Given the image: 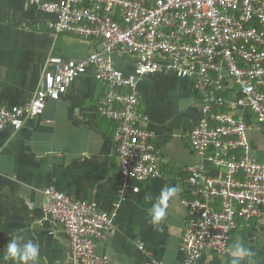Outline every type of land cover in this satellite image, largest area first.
Returning a JSON list of instances; mask_svg holds the SVG:
<instances>
[{"label":"built area","instance_id":"1","mask_svg":"<svg viewBox=\"0 0 264 264\" xmlns=\"http://www.w3.org/2000/svg\"><path fill=\"white\" fill-rule=\"evenodd\" d=\"M53 14L47 22L97 45L82 59L50 56L37 89L21 104L0 105V131L20 128L41 115L72 81L90 72L105 87L99 115L115 123L121 198L130 179L165 175L163 158L140 109L139 76L172 72L191 80L200 118L187 132L201 161L184 166L188 205L179 243V264H197L205 250L225 254L231 232L264 212V163L251 153L243 110L264 133V0H27ZM132 58L124 72L113 54ZM42 213L65 232L71 264H110L95 245L111 233L115 210L70 196L53 185L44 191ZM142 243L138 244L142 248Z\"/></svg>","mask_w":264,"mask_h":264},{"label":"crops","instance_id":"2","mask_svg":"<svg viewBox=\"0 0 264 264\" xmlns=\"http://www.w3.org/2000/svg\"><path fill=\"white\" fill-rule=\"evenodd\" d=\"M53 18L27 0H0V105L31 99L48 57L78 60L99 46L53 33L47 26ZM112 61L124 72L134 71L129 55L113 54ZM137 89L140 109L148 115L145 126L154 134L166 174L128 180L121 198L115 123L99 115L106 87L90 72L76 77L57 100H47L41 115L29 117L18 129L6 126L0 131V264H21L5 258L7 243L17 236L39 244L36 264H71L62 226L41 210L49 185L93 201L98 208L115 210L111 233L95 245L110 264L180 263L179 243L188 211L181 202L187 186L180 168L201 161L187 137L200 118V99L191 80L172 72L143 74ZM242 114L252 124L247 129L251 153L264 163V133L252 114L246 110ZM165 187L179 191L167 202L166 216L154 223L149 209ZM236 243L251 253L240 264H264V212L248 223L239 221L225 254L205 250L197 264H232L230 250Z\"/></svg>","mask_w":264,"mask_h":264},{"label":"clouds","instance_id":"3","mask_svg":"<svg viewBox=\"0 0 264 264\" xmlns=\"http://www.w3.org/2000/svg\"><path fill=\"white\" fill-rule=\"evenodd\" d=\"M179 189L176 187H165L162 189L160 196L156 202L149 209V214L154 223H159L165 216L167 210V202L173 198ZM150 199V197H146ZM230 254L235 259L232 260V264H240V260L251 253L243 247L242 244L236 243L230 250ZM40 255V246L34 243L33 240L24 242L22 237H13L5 247V258L11 260H19L21 264H36V261Z\"/></svg>","mask_w":264,"mask_h":264}]
</instances>
